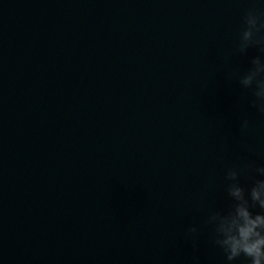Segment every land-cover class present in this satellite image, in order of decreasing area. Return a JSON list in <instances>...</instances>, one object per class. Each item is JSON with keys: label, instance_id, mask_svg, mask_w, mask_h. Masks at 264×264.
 I'll return each instance as SVG.
<instances>
[{"label": "water", "instance_id": "obj_1", "mask_svg": "<svg viewBox=\"0 0 264 264\" xmlns=\"http://www.w3.org/2000/svg\"><path fill=\"white\" fill-rule=\"evenodd\" d=\"M254 3L0 0V264H225L207 217L264 166Z\"/></svg>", "mask_w": 264, "mask_h": 264}, {"label": "clouds", "instance_id": "obj_2", "mask_svg": "<svg viewBox=\"0 0 264 264\" xmlns=\"http://www.w3.org/2000/svg\"><path fill=\"white\" fill-rule=\"evenodd\" d=\"M242 24L237 51L246 54L249 48L256 47L260 54L252 59V67L240 83L252 89L256 99L251 106L264 114V0H255ZM241 126L246 129L248 121L244 120ZM244 171L253 175L250 188L240 183V171L229 169L225 181L231 206L226 211L212 212L206 223L213 228L212 243L222 250L225 264H238L242 257L247 264H264V166L250 163ZM189 231L198 234L196 227Z\"/></svg>", "mask_w": 264, "mask_h": 264}]
</instances>
